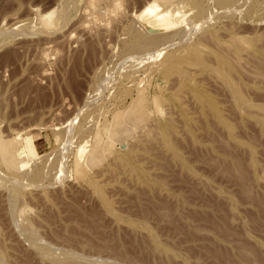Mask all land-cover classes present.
Instances as JSON below:
<instances>
[{"label": "rangeland", "instance_id": "rangeland-1", "mask_svg": "<svg viewBox=\"0 0 264 264\" xmlns=\"http://www.w3.org/2000/svg\"><path fill=\"white\" fill-rule=\"evenodd\" d=\"M0 264H264V0H0Z\"/></svg>", "mask_w": 264, "mask_h": 264}, {"label": "bare ground", "instance_id": "bare-ground-1", "mask_svg": "<svg viewBox=\"0 0 264 264\" xmlns=\"http://www.w3.org/2000/svg\"><path fill=\"white\" fill-rule=\"evenodd\" d=\"M98 4V3H97ZM103 4V3H102ZM95 7V6H94ZM93 7V8H94ZM96 7H98V6H96ZM205 26V25H204ZM67 39V38H66ZM185 40V39H184ZM8 153V152H7ZM15 153H16V158H14L13 156H12V154H13V152H10L9 154H10V156L12 157V159H9V161H8V163H9V165L12 167V168H14V169H21V165H23V163L25 162V160H26V151H22V149H18V150H16L15 151ZM5 158V157H4ZM8 158V157H7ZM8 160V159H7ZM8 165V166H9ZM24 165H25V163H24Z\"/></svg>", "mask_w": 264, "mask_h": 264}]
</instances>
